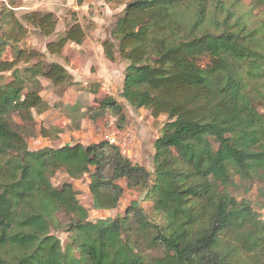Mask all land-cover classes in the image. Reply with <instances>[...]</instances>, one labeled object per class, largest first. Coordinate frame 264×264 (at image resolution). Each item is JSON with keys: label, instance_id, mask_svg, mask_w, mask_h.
I'll return each instance as SVG.
<instances>
[{"label": "trees", "instance_id": "trees-1", "mask_svg": "<svg viewBox=\"0 0 264 264\" xmlns=\"http://www.w3.org/2000/svg\"><path fill=\"white\" fill-rule=\"evenodd\" d=\"M187 1L198 4L189 23L181 11ZM204 1L130 2L111 30L117 44L101 43L109 61L116 47L127 61L119 96L134 110L166 116L153 142V175L106 139L28 149V138L48 136L47 128H35L34 111L47 108L39 78L76 88L81 82L57 62L18 67L38 55L13 46L25 29L13 13L7 19L13 26L0 50L10 40L14 53L0 59V72L8 73L0 77V264H264V220L226 188L232 172L243 177L264 167V123L255 105L264 95L251 87L260 79V48L248 40L256 31L246 33L244 25L206 29ZM26 17L43 35L54 33L52 12ZM84 38L74 24L46 49L60 54L68 41ZM97 84L88 93L96 94ZM99 104L97 112H110L123 129V104L107 96ZM60 170L72 179L88 176L96 209L119 205L122 179L128 188L143 187L159 219L133 201L122 216L89 220L71 182L53 185ZM59 215L69 216L65 246L50 234Z\"/></svg>", "mask_w": 264, "mask_h": 264}, {"label": "rangeland", "instance_id": "rangeland-1", "mask_svg": "<svg viewBox=\"0 0 264 264\" xmlns=\"http://www.w3.org/2000/svg\"><path fill=\"white\" fill-rule=\"evenodd\" d=\"M135 0H84L78 5L76 0H0V37H7L12 24H8V18L15 15L23 25L25 31L13 46L34 50L37 58L28 64L20 63L18 67L31 65L37 60L44 63L57 62L73 74V78L79 80L81 85L74 87L66 84H53L44 77H40L41 96L47 103V108L41 114L34 111L36 130L39 127L47 128L48 136L36 135L28 138L29 150H37L43 147H59L65 144L81 143L87 145L104 140L105 135L116 126V118L108 111L98 113L99 103L104 97H113L120 101L124 107L126 121L122 126L134 132V144L129 150L130 160L134 164L143 166L153 175L154 139L159 136L165 115L157 118L151 116L147 109L134 110L119 93L122 88L123 72L127 61L120 58L117 47L115 48V60L109 61L103 54L102 41L112 40L111 30L116 20L122 15L125 5ZM204 27L210 32H220L223 22L226 21L229 30L237 31L244 25L248 33L256 31L248 38L250 43L260 48V79L251 84L260 89L264 95V0H205ZM198 10V4L187 1L181 6L186 22H192ZM38 11L41 13L52 12L57 18L55 31L49 36L43 35L27 19V13ZM13 13V14H12ZM239 19L238 26L234 25ZM79 24L85 38L81 44L68 41L60 54H50L46 49L49 41L62 37L68 28ZM245 34V33H244ZM5 42V41H4ZM13 41L8 40L6 45H1L0 59L10 60L13 57ZM10 44V45H9ZM204 58L202 63H207ZM8 73H1L7 75ZM7 79V77H4ZM87 83L88 85L84 86ZM90 83V85H89ZM91 83L96 85V94L88 93ZM81 90V91H80ZM259 94V93H258ZM255 105L263 117L264 123V98L260 95ZM94 117H97L94 119ZM232 181L226 187L228 192L238 200L247 199L264 220V167L259 171L249 172L240 176L232 172ZM54 186L60 187L64 182H71L77 191V198L81 205L88 211L89 220L100 218L115 219L122 216L129 205L135 201L151 218L159 219L153 212V203L146 197V189L143 187L128 188L125 180H120L124 192L119 205L114 209H96L93 207V199L89 191V178L87 175L79 179H72L64 171L60 170L52 176ZM59 225L50 228V234L60 239L62 246L68 241V233L64 231L65 223L69 222V216L59 215ZM153 256L157 252H151Z\"/></svg>", "mask_w": 264, "mask_h": 264}, {"label": "built area", "instance_id": "built-area-1", "mask_svg": "<svg viewBox=\"0 0 264 264\" xmlns=\"http://www.w3.org/2000/svg\"><path fill=\"white\" fill-rule=\"evenodd\" d=\"M105 139L119 147L122 154L130 157L129 150L134 144V132L129 129H121L114 127L109 133L105 135Z\"/></svg>", "mask_w": 264, "mask_h": 264}, {"label": "crops", "instance_id": "crops-1", "mask_svg": "<svg viewBox=\"0 0 264 264\" xmlns=\"http://www.w3.org/2000/svg\"><path fill=\"white\" fill-rule=\"evenodd\" d=\"M71 74H72V76H73L74 73H71ZM74 75H75V74H74ZM76 81H79V80L76 79ZM39 128H40V127H39ZM96 142H97V141H96Z\"/></svg>", "mask_w": 264, "mask_h": 264}]
</instances>
